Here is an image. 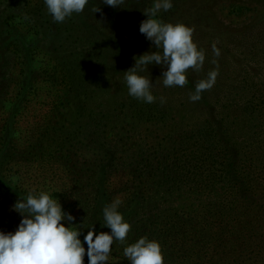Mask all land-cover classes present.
Masks as SVG:
<instances>
[{"label": "rangeland", "instance_id": "1", "mask_svg": "<svg viewBox=\"0 0 264 264\" xmlns=\"http://www.w3.org/2000/svg\"><path fill=\"white\" fill-rule=\"evenodd\" d=\"M42 1L0 0V149L6 144V140L2 143L4 136L11 132L5 150L6 157L12 156L2 171L7 185L0 184V231H15L22 219L13 208L18 199L10 188L26 196L34 189L50 193L77 225V211L63 191L65 174L51 164L46 147L50 142H37L49 124L59 134L82 128L76 139L83 143L76 147L85 154L91 147L86 132L90 120H97L98 106L108 113V125L100 132L119 142L116 149L124 152L125 160L134 150L131 142L144 145L149 157L175 149L177 142V154L185 156L190 144H198V136L187 137L189 132L208 128L207 121L242 149L264 147V0H172L173 7L158 17L164 22H183L194 30L193 41L205 52L204 67L199 72L189 69L188 84L181 88L164 87L161 75L165 68L149 65L152 92L157 97L150 105L156 115L139 118L132 104L144 102L128 95L123 71L134 66L135 57L155 50L139 31L147 19L143 11L154 0H125L123 8L97 0L63 23L53 21ZM96 7L100 11L94 12ZM213 44L220 50L219 57L213 54ZM213 61L219 65L215 85L202 93L200 101L191 102L195 84L216 68ZM73 75L78 77L74 99L67 92ZM161 96L166 98L163 105ZM251 109L256 111L251 114ZM184 138L187 142L182 143ZM131 180L118 174L109 183L119 187ZM167 199L166 206L171 201L179 209L202 208L212 196L186 193ZM86 253L87 249L84 264H88ZM119 253L112 251L106 264H130Z\"/></svg>", "mask_w": 264, "mask_h": 264}, {"label": "trees", "instance_id": "2", "mask_svg": "<svg viewBox=\"0 0 264 264\" xmlns=\"http://www.w3.org/2000/svg\"><path fill=\"white\" fill-rule=\"evenodd\" d=\"M96 3L89 0L91 5ZM73 76L67 92L74 99L78 77ZM80 103L85 106L84 100ZM132 106L137 112L135 118L156 115V108L150 104ZM255 111L251 109V114ZM94 113L97 120H90L86 141L91 147L85 154L76 147L83 143L76 139L82 128L59 134L56 126L49 124L37 142H50L46 147L51 164L65 174L63 191L77 211V227H83L79 235L82 243L91 225L95 233L110 232L103 225V208L121 195L124 203L120 211L131 230L126 244L115 241L112 251L124 255L127 244L147 236L159 242L164 264H264V147L242 149L207 121L208 128L189 132L187 137L198 136V144H190L185 156L177 154V142L175 149L150 157L144 145L131 142L134 150L125 160L124 152L116 149L119 142L104 138L106 132H100L108 125V113L100 106ZM10 133L4 136L2 143L6 140V144L0 149V184L4 185L7 182L2 171L12 160L5 150ZM118 174L132 180L113 187L109 179ZM9 191L14 198L26 197L17 189ZM186 193L212 199L202 208L179 209L171 201L166 206L167 198ZM84 247L86 251V243Z\"/></svg>", "mask_w": 264, "mask_h": 264}, {"label": "clouds", "instance_id": "3", "mask_svg": "<svg viewBox=\"0 0 264 264\" xmlns=\"http://www.w3.org/2000/svg\"><path fill=\"white\" fill-rule=\"evenodd\" d=\"M89 0H44L48 14L56 23H63L74 13L84 11ZM113 8H123L125 0H102ZM173 7L172 0H154L153 6L143 12L146 20L140 23L139 31L155 45L154 51L135 57L134 66L123 71L128 95L147 104L157 97L153 94L149 65L164 67L161 77L164 87H184L188 84L187 72H199L205 63V52L193 41V29L183 22H164L158 17L161 11ZM100 11L99 7L94 10ZM213 54L220 56L219 48L212 45ZM200 79L189 95L191 102L202 99V93L211 90L219 75V65ZM166 66V67H165ZM148 75H144L145 72ZM161 105L166 98H159ZM124 201L117 196L103 208V225L110 232L95 233L92 225L83 237L87 244L88 264H106L115 241L126 244L131 225L125 221L120 211ZM22 216L15 231H0V264H84L85 247L79 238L83 227L72 224L74 217L62 210L58 199H53L46 191H30L26 197H19L13 205ZM64 221L69 222L65 226ZM124 258L130 264H164V256L159 242L141 236L123 248Z\"/></svg>", "mask_w": 264, "mask_h": 264}]
</instances>
